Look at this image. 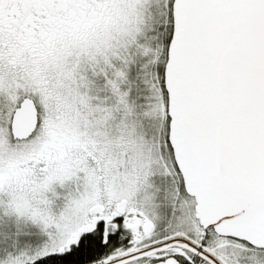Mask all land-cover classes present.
<instances>
[{"label":"snow or ice","instance_id":"6c2138e0","mask_svg":"<svg viewBox=\"0 0 264 264\" xmlns=\"http://www.w3.org/2000/svg\"><path fill=\"white\" fill-rule=\"evenodd\" d=\"M0 264H264V0H0Z\"/></svg>","mask_w":264,"mask_h":264}]
</instances>
